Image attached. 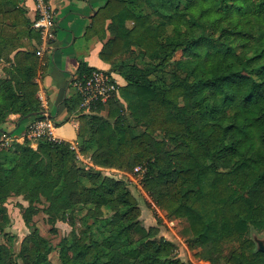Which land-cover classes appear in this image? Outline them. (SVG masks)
Returning <instances> with one entry per match:
<instances>
[{
    "label": "trees",
    "instance_id": "1",
    "mask_svg": "<svg viewBox=\"0 0 264 264\" xmlns=\"http://www.w3.org/2000/svg\"><path fill=\"white\" fill-rule=\"evenodd\" d=\"M253 4L107 0L96 15L113 23V38L100 57L126 80L119 89L126 106L110 101L108 117L80 115V153L104 169L144 167L145 193L171 221L187 223L191 249L204 259L207 248L208 264H264V252L250 238L253 230L264 231V0ZM40 39L21 0H0V69L6 73L0 75V131L5 134L12 115L19 121L43 119L34 83L39 57L34 49L21 50L22 42ZM238 41L252 43L250 50L239 51ZM220 47L225 49L216 56ZM179 53L183 57L177 61ZM204 59L214 74L201 68ZM92 70L82 61L80 77ZM80 104L77 94L73 108L79 114ZM104 109L98 104L93 112ZM74 183L77 190L67 194ZM13 195L30 203L23 214L26 225L42 198L49 203L45 212L51 223L78 206L88 209L91 216L84 217L81 233L73 232L60 247L61 264H193L173 257L175 244L143 227L123 180L80 167L67 142L1 149L0 234L11 222L4 205ZM104 209L114 213L112 219L98 217ZM52 250L35 229L17 258L23 264H52ZM12 255V248L0 246V264H19Z\"/></svg>",
    "mask_w": 264,
    "mask_h": 264
},
{
    "label": "crops",
    "instance_id": "2",
    "mask_svg": "<svg viewBox=\"0 0 264 264\" xmlns=\"http://www.w3.org/2000/svg\"><path fill=\"white\" fill-rule=\"evenodd\" d=\"M48 1L56 18L55 38L45 54L42 57L38 56L39 68L34 83L39 88L38 98L41 101L42 117L46 115L50 117L55 125L54 134L58 140L71 144L80 153L78 141L81 113L73 108L77 95L73 82L80 77L81 62L94 69L89 74L95 71L112 74L119 89L126 86L127 82L123 76L113 70L111 64L104 62L100 57L107 42L113 38L112 21L109 19L103 22L96 16L97 12L106 5L107 0ZM21 4L27 12V17L34 22L38 17L36 0H21ZM21 46L23 51L33 49L38 51L42 48V39L33 40L31 43L22 42ZM126 56L127 54H123L117 60ZM110 101H120L126 106L120 95ZM109 102L104 104V110L92 114L108 117ZM10 120L5 124L4 129L11 136L21 138L34 119L18 121V116L15 115ZM82 158L83 161L86 160L88 167H95L90 156L82 155ZM189 258L190 262L195 263V257ZM201 262L208 264L205 260Z\"/></svg>",
    "mask_w": 264,
    "mask_h": 264
},
{
    "label": "rangeland",
    "instance_id": "3",
    "mask_svg": "<svg viewBox=\"0 0 264 264\" xmlns=\"http://www.w3.org/2000/svg\"><path fill=\"white\" fill-rule=\"evenodd\" d=\"M259 1L261 0H252V3L255 4ZM232 14L236 15L237 9L233 8ZM236 45L239 51L244 50L248 52L250 50V46L252 45V43H247L246 45H242L241 41H238ZM224 49L220 47L219 52L216 54V56H219ZM182 57L183 54L179 53L176 60L178 61L182 59ZM200 65L207 75H212L215 73V70L212 68L211 63L209 61L205 59L201 60ZM0 75L1 77H5L6 73L2 69H0ZM12 116L10 117V119H12ZM9 121L11 120H8V122ZM3 138H4L3 132H1L0 141ZM15 144H17V142H13V144L8 148L13 147ZM78 162H79V166L82 168L86 167L87 170L89 169L97 170L94 167H88L86 160L85 161L78 160ZM102 174L104 176L112 177L118 180H123L125 182L128 190L131 192V195L136 199L137 204L141 210L140 219L143 227H145L146 229H152V228L153 230L156 229V232L153 231V234H155L154 236L157 239L163 238L175 244V250L172 253L173 257L179 258L184 262H190L189 257L193 256L196 258L194 259L195 264H203L201 261L207 259L206 257L207 248L203 249L202 251V253L205 256L204 259L199 260V257L195 256L196 250L191 249L190 246L191 243L187 237V233H188L187 223L185 221L182 220L171 221L172 220L171 218L169 217L167 218L166 214L160 211L155 206V204L153 203L152 199L148 196V194L142 193V191L139 190L134 183H131L127 179L122 178L120 175L114 173H107V172H102ZM73 190H77V186L75 185V183L71 184V186L68 187L67 194H69ZM29 205H30L29 201H27L23 195L20 196L13 195L7 200L4 207L8 212V216L10 217L11 222L8 223L4 232L0 234V246L12 248L13 250L12 258L18 259L17 257L22 249L23 242L29 236H31V234L34 232L35 229H37L39 231V234L45 239H47L53 247V250L48 257L49 261L52 264H61L60 256H59L61 245L63 244L65 239L73 237V232H76L77 235L81 233V230L84 228L82 225V221L84 217L90 218L91 214L88 213L87 208H83L82 211H78V208H81L80 206H78V208L75 210L72 211L69 210L66 213L64 219L62 220L58 219L57 221H55V223H51L50 215L47 212H45V210L49 207V203L44 198H42L41 203L35 204V207L39 209V212L32 218V223H30V225H26L23 214H24V210L28 208ZM63 207H66V205H63ZM113 215L114 213L111 210L104 209L103 214H101L98 217L112 219ZM58 218H60V216ZM92 221L93 220L90 219L88 223L93 224ZM250 238L255 242L257 250H259V248L261 247H264V231L253 230L251 232ZM234 247L235 246L226 248L224 254L227 255L231 250V248ZM17 262L19 264H23V261L21 259H18ZM221 264H226V263L222 261Z\"/></svg>",
    "mask_w": 264,
    "mask_h": 264
},
{
    "label": "built area",
    "instance_id": "4",
    "mask_svg": "<svg viewBox=\"0 0 264 264\" xmlns=\"http://www.w3.org/2000/svg\"><path fill=\"white\" fill-rule=\"evenodd\" d=\"M36 3L38 17L34 21V28L39 31L41 35L42 48L37 51V54L39 57H42L55 38L56 18L48 0H36ZM73 85L81 98L79 107L81 114H92L93 108L98 104L108 103L110 100L120 95L118 84L113 75L103 71H95L83 78L79 77L74 80ZM54 130V123L51 121L50 117L46 115L43 119L33 121L29 124L21 138L3 133L4 138L0 141V149L10 147L13 142L21 144L27 142L33 149H37L41 140L61 142L56 138ZM72 148L77 152L78 159L83 161L82 155L78 152V149L74 146ZM94 168L101 172L118 174L122 178L134 183L142 193L146 194L143 189V180L146 172L144 167L139 166L132 172L104 169L97 166Z\"/></svg>",
    "mask_w": 264,
    "mask_h": 264
},
{
    "label": "water",
    "instance_id": "5",
    "mask_svg": "<svg viewBox=\"0 0 264 264\" xmlns=\"http://www.w3.org/2000/svg\"><path fill=\"white\" fill-rule=\"evenodd\" d=\"M260 251L264 252V247L259 248Z\"/></svg>",
    "mask_w": 264,
    "mask_h": 264
}]
</instances>
